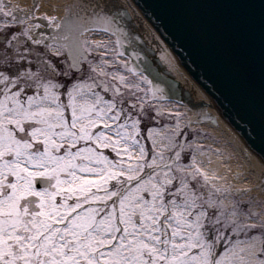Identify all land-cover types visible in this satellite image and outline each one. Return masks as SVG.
Here are the masks:
<instances>
[{
	"label": "snow or ice",
	"instance_id": "1",
	"mask_svg": "<svg viewBox=\"0 0 264 264\" xmlns=\"http://www.w3.org/2000/svg\"><path fill=\"white\" fill-rule=\"evenodd\" d=\"M41 6L0 0V264H264V211L253 199L247 211L225 204L232 190L217 181L226 177L199 148L143 134L137 93L167 94L135 66L139 83L85 66L82 37L111 33L123 47L127 13L67 5L57 31L70 43L54 62L37 50L50 47L40 21L57 19ZM73 9L87 23L69 28Z\"/></svg>",
	"mask_w": 264,
	"mask_h": 264
},
{
	"label": "water",
	"instance_id": "2",
	"mask_svg": "<svg viewBox=\"0 0 264 264\" xmlns=\"http://www.w3.org/2000/svg\"><path fill=\"white\" fill-rule=\"evenodd\" d=\"M133 2L264 162V0Z\"/></svg>",
	"mask_w": 264,
	"mask_h": 264
},
{
	"label": "bare ground",
	"instance_id": "3",
	"mask_svg": "<svg viewBox=\"0 0 264 264\" xmlns=\"http://www.w3.org/2000/svg\"><path fill=\"white\" fill-rule=\"evenodd\" d=\"M24 2L25 0H21L20 4ZM28 2L29 0H26V3ZM40 2L43 8L40 12L47 13L49 16L59 14L61 17L63 15L65 17L68 15L67 5L81 3L83 0H41ZM87 2L93 5L96 3L108 5L113 11L126 12L127 15L123 16L122 19L125 20L127 30H131V34H135L138 38L141 35L146 39L161 66L167 72L179 78L183 85H180L181 89L179 86H175V88L180 89V93H184V97L180 96L178 91L173 88L172 90L176 92L175 99L177 100L163 102L160 110L163 113L167 112L181 115V120H177L178 125L176 126L179 130L188 123L192 129L197 130L198 135L199 133L203 135L202 139H194L190 143V146L192 149L199 148L197 155L205 162L207 167L215 169L221 177H226V180L217 181L218 184L232 190V195L227 196L226 204L235 202L237 197H240L243 201L250 200L251 198L254 202H264V188L261 187L264 185L263 160L252 150L246 140L223 116L211 98L181 66L177 57L169 50L163 38L159 37L154 31L150 23L138 10L133 0H87ZM76 13L77 10L73 9L70 27L73 26L72 23H87L86 17L77 19ZM111 37V34L103 35L93 32L86 34V40H84L87 41L86 46L88 51L91 50V54H93L95 50V54H98L97 52L102 49L99 48V50H96V47ZM108 61L110 62L111 59H108ZM127 73L129 72L120 75H126ZM166 86H169V84H159L161 89H166ZM186 99L189 104L184 105L182 101ZM188 107H191L190 110ZM185 112L188 114L186 117L182 116ZM195 113H197L195 117L203 119V122L200 123L198 128L194 124L198 118H191ZM204 118H206V121H204ZM163 131L160 130L159 133L162 134ZM154 139L161 141V138L158 136ZM180 141L182 142L181 144H184L185 136ZM205 145H208L209 151L203 149ZM200 153H203V155H200ZM209 158L212 161L210 165L208 164ZM240 189H249L250 191L244 194H238V190ZM258 211H264V203H262V210L259 209Z\"/></svg>",
	"mask_w": 264,
	"mask_h": 264
},
{
	"label": "flooded vegetation",
	"instance_id": "4",
	"mask_svg": "<svg viewBox=\"0 0 264 264\" xmlns=\"http://www.w3.org/2000/svg\"><path fill=\"white\" fill-rule=\"evenodd\" d=\"M24 1V0H22ZM41 1V0H40ZM13 3H19L21 2V0H12ZM33 0H29L28 3H26V0L23 4H21L22 6H30L32 4ZM47 7H49L47 5ZM43 8L41 7V10ZM47 13L44 12H40L39 15H44ZM49 15V14H48ZM51 17H55L57 18L55 23L51 26L48 25L47 21H40V23L43 25V27L39 30L41 33H43V39L50 45L49 48H44L42 45L38 47V51H40L42 54H44L45 58H51L54 62L58 61L61 57L59 56H53L52 53H60L63 54L67 51L66 48H64L62 45L65 43H70V41H64L63 37L65 34H70L67 32V30L65 31H57L61 19L64 18V15L61 17L59 14L57 15H51ZM66 17V16H65ZM125 20L120 18L119 19V23L121 24V26L123 27L124 31L128 33V37H130V40H124L123 43V47H121L120 44L116 43L117 37L113 36L106 40L105 42V48L106 49H112V48H116V54L112 53V54H108L109 58H106V54H104V57H101L98 54H88L87 56V61L85 63V66L87 67V65L90 63L92 66L96 67L99 66L100 68H103V70L107 73L110 74H124L125 72H129L127 73L125 76H127L129 78V80H131L132 82H136L139 83L142 79V77H145L142 75L141 76H137L134 75L132 72L128 71V69L132 68V67H136L137 71L140 73L147 72L151 75H153L154 77H166L168 74L167 70H165V68L163 66H161L158 58L155 56L152 47L150 46V44L148 43V41L146 39H144L141 35L138 38L135 34H131V30H127V25L124 22ZM70 20L68 21V27H70ZM72 25H74L72 23ZM89 26H92L91 24H89ZM134 32V31H133ZM91 34L93 32H87L86 34ZM95 33H100V34H111V33H106V32H102V31H96ZM86 34L82 37V39H85ZM86 40V39H85ZM54 49H56V51H54ZM118 53H123L122 55H118ZM125 58V59H124ZM108 59H111L113 61H115V64H111L108 63ZM90 73H88L87 71L83 74V78L87 79V76ZM94 75V74H93ZM102 79H110V76L108 77H101ZM149 80V79H147ZM141 87L143 88H148L147 84L142 83ZM179 91V90H178ZM149 98H147L145 96L144 92H139L137 93V95L141 96L143 98V105L145 108V117L142 118L143 122H142V129H143V134L146 136L147 135V130L148 129H158L161 128L162 129H166L168 126L169 128L167 133H165V135L167 136H173L174 139L179 140L180 138H183V136H185V141L184 144L186 145H190L191 142H193L194 139H196V136L198 135V132H194L191 134H188V130H187V126L185 127V129L183 128L181 132L179 133H175L173 132V129L170 132L171 126H174L177 123V117L175 114L170 115L169 113L164 112L163 114H161L160 116H157V114H155L154 110L149 109L150 107H153V99L151 98V92L147 93ZM180 96L184 97L183 94H180ZM147 98V99H146ZM187 100V99H186ZM150 106V107H149ZM203 120V119H200ZM159 131V129H158ZM175 135H177V137H175ZM155 137V136H154ZM190 139V141H189ZM144 142V141H142ZM149 145H150V141H146ZM188 154V150H186L185 155L187 156Z\"/></svg>",
	"mask_w": 264,
	"mask_h": 264
},
{
	"label": "rangeland",
	"instance_id": "5",
	"mask_svg": "<svg viewBox=\"0 0 264 264\" xmlns=\"http://www.w3.org/2000/svg\"><path fill=\"white\" fill-rule=\"evenodd\" d=\"M90 43V42H89ZM105 41L102 43V44H100V45H98L97 47H96V50H99V48H101L102 50H99V52H97L98 53V55H100L101 57H104V54H106V53H111V50H108V49H106L105 48ZM91 46V45H90ZM87 47V46H86ZM90 48V47H89ZM113 51V50H112ZM94 53H95V50H94ZM88 54H91V50L90 51H88ZM106 56V58H109L108 56L109 55H105ZM147 98H149V96H148V94L147 95H145ZM146 98V99H147ZM160 106H161V103L160 102H158V101H153V107H150L149 109H151V110H154V112H155V114H157V111H159V115H157V116H160L163 112L160 110ZM179 116V115H178ZM181 116V115H180ZM178 117L177 118V120H181V117ZM186 116H187V114H186ZM185 116V117H186ZM178 125V122L174 125V126H171V129H170V132H171V130L173 129V132H175L176 134L177 133H179V132H181L182 131V128L184 127V129H185V127L187 126V130H188V134H191V133H193L194 134V132H196L197 130L195 129H192L191 127H190V125H185V126H183L182 128H180V130L178 129V128H176V126ZM167 128H169V126L167 127ZM159 130L161 129V128H158ZM158 129H156V130H158ZM167 132H169L168 131V129H165L164 131H163V133L162 134H160L158 137L159 138H161V140H163L164 141V143L165 144H167V139H164L165 137H171L175 142H177V143H182L181 141H180V139L179 140H176V139H174L173 138V136H167V135H165V133H167ZM175 137H177V135H175ZM202 137H203V135H201L200 133H199V135H197L196 136V139L197 138H199V139H202ZM154 138H156V136L154 137ZM189 141H190V139H189ZM205 141V140H204ZM150 145H151V141H150ZM203 149H205V150H208L209 151V148H208V145H205V146H203ZM186 150H188V149H186ZM234 194V193H233ZM224 199V202H225V204H226V200L228 199V197H226V199L225 198H223ZM237 200H239L240 201V204H241V207H243L244 209H245V211H247V202L249 201V200H246V201H243V200H241L240 199V197H237L236 198V201ZM252 207L255 209V210H262V201H259V202H253V205H252ZM240 239H244L245 237L243 236V235H241L240 237H239Z\"/></svg>",
	"mask_w": 264,
	"mask_h": 264
}]
</instances>
